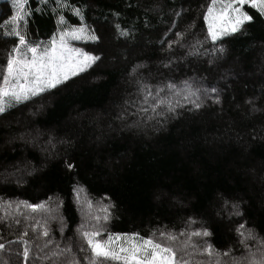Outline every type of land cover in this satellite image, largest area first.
I'll use <instances>...</instances> for the list:
<instances>
[{
  "label": "trees",
  "instance_id": "16d2710c",
  "mask_svg": "<svg viewBox=\"0 0 264 264\" xmlns=\"http://www.w3.org/2000/svg\"><path fill=\"white\" fill-rule=\"evenodd\" d=\"M72 2L83 7L85 23L100 37L97 43L76 45L100 54L101 60L66 85L0 118V180L17 167L23 169L25 162L35 168L31 175L17 174L23 180L19 185L17 176L0 183V196L37 202L59 194L63 200L59 214L66 221L64 235L68 237L81 220L73 201L75 184L83 186L94 202L109 198L114 205L107 225L111 232L147 236L163 225L184 227L183 221L191 216L212 232L210 239L217 248L231 245L238 253L233 229L241 218L230 220L223 213L216 214L218 194H224L245 201L246 227H255L264 236V112L250 116L245 103L255 99L258 106H264V21L256 19L243 33L218 41L214 49L210 38L205 40L207 26L202 19L210 0ZM26 7L33 9L28 39L47 41L56 29L50 11L55 3L50 2L43 12L35 11L44 7L36 0H29ZM181 9L174 30L194 26L186 35L185 47L169 54L158 41L172 38L171 32L167 37L164 34L173 11ZM245 10L255 15L247 6ZM14 14L10 0H0V25ZM69 23L78 25L79 20L71 17ZM117 23L129 31L127 37L117 34ZM14 39L0 30V65ZM195 40L204 42L200 54L185 55ZM220 45L222 53L217 50ZM169 55L176 59L165 68L161 62ZM138 63L146 65L141 71L150 84L190 79L199 87L215 86L221 102L206 101L203 108L191 112L177 109L180 114L163 127L156 126L158 130L152 122L140 129L121 130L115 117L125 99L136 98L129 72ZM21 134L33 142L7 143ZM50 138L54 149L48 144ZM65 160L74 163L75 169L69 171ZM56 226L51 224L54 233ZM19 228L0 224L3 242L15 240ZM55 235L60 238L59 233ZM0 258L9 259L6 253H0ZM9 264L20 261L12 257Z\"/></svg>",
  "mask_w": 264,
  "mask_h": 264
},
{
  "label": "snow or ice",
  "instance_id": "6c2138e0",
  "mask_svg": "<svg viewBox=\"0 0 264 264\" xmlns=\"http://www.w3.org/2000/svg\"><path fill=\"white\" fill-rule=\"evenodd\" d=\"M10 2L15 14L0 25L5 37L15 38L10 50L5 53V62L0 65V118L4 119L13 109L66 85L101 60L100 54L73 44V41L97 43L100 40L96 31L85 23L83 7H77L72 0H53L55 7L50 11L55 17L56 29L47 41H42L28 39L27 25L33 11L31 7H26L29 0ZM49 3L50 0H39L44 7L35 11L43 12ZM245 6L254 10L255 15L245 10ZM182 11H173L172 22L165 31L164 36L171 32L172 38L158 41L164 46L162 50L169 54L174 53L176 48L185 47L186 35L194 26L189 24L183 30H174ZM65 13L70 15L66 17ZM71 17H76L79 24L69 23ZM202 19L207 26L205 40L210 38L216 49L217 42L223 38L243 33L245 26L256 19L264 21V0H210ZM114 27L119 36L129 35V31L121 28L120 24ZM203 44V41L195 40L188 44V51L184 54L199 55ZM217 50L222 53L224 48L220 45ZM175 59L169 55L166 61L161 62L162 66L169 68ZM145 67V64L138 63L129 72L136 86V98L125 99L115 117L121 122V130L140 129L150 122L154 130H158L156 126L163 127L169 118L180 114L177 109L191 112L203 108L206 101L217 105L221 102L215 86L199 87L190 79H184L179 84L173 79L150 84L141 71ZM245 103L250 116L264 112V106H258L255 99ZM261 138L264 139V136ZM17 139L25 144L33 142L21 134L19 137L12 136L7 143L11 145ZM253 139L256 137L253 136ZM48 144L55 148L51 138ZM64 166L69 171L75 169V164L67 160ZM34 171L35 168H29L28 162H25L23 169L17 167L14 172L6 173L0 183L10 182L9 176H17L21 172L31 175ZM15 182L19 185L23 180L17 176ZM72 192L81 220L73 235L68 237L64 235L66 221L59 214V209L63 207L59 194L49 195L37 202L0 196V224L6 228L24 225L19 228L15 240L5 243L0 235V253H6L9 258H0V264H9L12 257L17 258L20 264H264V236L255 227H246L242 209L245 201L242 199L218 194L219 209L216 213L218 216L223 213L230 220L241 218L233 229L240 246L237 253L231 245L225 249L217 248L210 239L212 232L202 221L191 216L183 221L184 227L176 229L174 225H163L147 236L137 232H111L107 225L114 205L109 198L104 196L94 202L83 186L75 184ZM53 222L57 225L55 233H59V239L51 227ZM14 244L19 248H13Z\"/></svg>",
  "mask_w": 264,
  "mask_h": 264
},
{
  "label": "rangeland",
  "instance_id": "374dc122",
  "mask_svg": "<svg viewBox=\"0 0 264 264\" xmlns=\"http://www.w3.org/2000/svg\"><path fill=\"white\" fill-rule=\"evenodd\" d=\"M37 2H39V0H36ZM50 2H53V0H50ZM77 43H83L82 41H73V44L75 45V46H77L76 44ZM78 47V46H77Z\"/></svg>",
  "mask_w": 264,
  "mask_h": 264
}]
</instances>
